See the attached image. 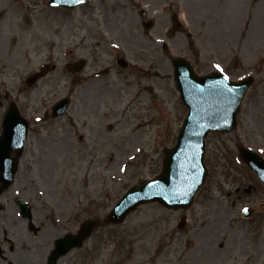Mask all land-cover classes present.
I'll return each instance as SVG.
<instances>
[{"label": "rangeland", "instance_id": "rangeland-1", "mask_svg": "<svg viewBox=\"0 0 264 264\" xmlns=\"http://www.w3.org/2000/svg\"><path fill=\"white\" fill-rule=\"evenodd\" d=\"M159 2L150 16L155 26L144 30L132 7L139 1L89 0L59 10L47 0H0V124L10 102L30 122L14 183L0 195V264H45L58 234L102 217L129 187L160 172L162 150L174 144L187 112L174 56L200 75L254 77L236 129L206 136L207 175L188 207L140 205L121 223L100 225L58 264H264V186L238 156L239 147H250L264 157V0ZM169 5L184 23L172 36ZM82 57L86 68L71 75L67 62ZM43 65L47 73L28 86ZM71 94L52 156V135L38 136L37 121ZM16 198L30 204L33 231ZM247 205L255 211L244 218Z\"/></svg>", "mask_w": 264, "mask_h": 264}, {"label": "water", "instance_id": "water-1", "mask_svg": "<svg viewBox=\"0 0 264 264\" xmlns=\"http://www.w3.org/2000/svg\"><path fill=\"white\" fill-rule=\"evenodd\" d=\"M79 1L81 0H51L50 3L72 7ZM172 63L180 98L188 108L179 128L176 144L164 149L161 173L131 187L107 215L108 222H121L128 212L145 202L158 201L170 209L190 204L206 175L203 164L204 137L208 130L226 132L234 128L242 96L252 82L251 78L231 81L220 72L198 76L190 64L181 58L173 59ZM66 107V99L57 102L53 108L54 116L61 114ZM2 126L0 192L10 184L16 169V160L8 158L9 150L11 146L20 149L27 124L12 104ZM240 156L264 182V161L250 149L240 150ZM22 208L25 211L24 206ZM250 213L249 208L243 210V215ZM99 223L98 219L85 220L76 233L56 238L47 264H57L60 257L80 247ZM182 226L184 217H181L178 227Z\"/></svg>", "mask_w": 264, "mask_h": 264}, {"label": "flooded vegetation", "instance_id": "flooded-vegetation-1", "mask_svg": "<svg viewBox=\"0 0 264 264\" xmlns=\"http://www.w3.org/2000/svg\"><path fill=\"white\" fill-rule=\"evenodd\" d=\"M99 1L103 2L104 0H99ZM137 1H139V3H135ZM132 2L135 3L134 5L132 4V7L134 8V10H136V13L138 15V23L141 26H144L147 16L154 15L159 12V9L156 8V6L160 3L159 0H132ZM171 9H172V6L169 5L168 10L170 13V21H171V15L173 13ZM86 95L88 97V94ZM80 96H81V100L87 99L84 93H81ZM90 96H92V94ZM44 116L46 118L38 121L36 125L38 128L35 130V132L37 133L38 136H41L43 133H45L46 136H50L54 134L56 130L59 128V125H57L56 123L58 118L52 117L47 111L44 112ZM29 131H30V127H29L28 132ZM42 139L46 140L44 136L41 137V140ZM58 139L59 138L52 135L51 137L48 138V141L46 142L47 144H50L48 148L52 156H54V154L57 152L56 151L55 153L52 154V152L54 151L56 147V144L54 142H56ZM40 151L41 150L39 149V154H40ZM27 227H30L28 223H27Z\"/></svg>", "mask_w": 264, "mask_h": 264}, {"label": "snow or ice", "instance_id": "snow-or-ice-1", "mask_svg": "<svg viewBox=\"0 0 264 264\" xmlns=\"http://www.w3.org/2000/svg\"><path fill=\"white\" fill-rule=\"evenodd\" d=\"M216 67H217V68H220V66H219V65H217Z\"/></svg>", "mask_w": 264, "mask_h": 264}]
</instances>
